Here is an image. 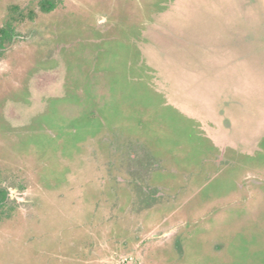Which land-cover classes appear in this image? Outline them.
I'll return each mask as SVG.
<instances>
[{"label": "rangeland", "instance_id": "374dc122", "mask_svg": "<svg viewBox=\"0 0 264 264\" xmlns=\"http://www.w3.org/2000/svg\"><path fill=\"white\" fill-rule=\"evenodd\" d=\"M12 5L0 264H264V0Z\"/></svg>", "mask_w": 264, "mask_h": 264}, {"label": "trees", "instance_id": "16d2710c", "mask_svg": "<svg viewBox=\"0 0 264 264\" xmlns=\"http://www.w3.org/2000/svg\"><path fill=\"white\" fill-rule=\"evenodd\" d=\"M62 2L63 0H38V7L41 12L49 14V13L54 12L56 9H58V7L60 6ZM22 11H23V8L19 7L18 5L11 6V15L6 19L5 25L1 29L0 50L9 48V46L12 44V40L16 38L15 33H14L15 22L18 21L17 16L24 17V14ZM27 16L31 20H34L36 18V14L31 11L27 14ZM134 189L135 187L132 188V190ZM133 192H135V198H136L137 190H134ZM127 194H128V191H127ZM6 196H7L6 190L3 187H0V208H3L5 204Z\"/></svg>", "mask_w": 264, "mask_h": 264}, {"label": "flooded vegetation", "instance_id": "af4514ba", "mask_svg": "<svg viewBox=\"0 0 264 264\" xmlns=\"http://www.w3.org/2000/svg\"><path fill=\"white\" fill-rule=\"evenodd\" d=\"M146 146H147V148H148V150H149L148 145H146ZM146 153H147L148 156H145V158H146L147 160H148L149 158L151 159V149H150L149 151H147ZM152 155H153V154H152ZM155 156H156V158L158 157L157 155H155ZM156 158L153 157V161H154V159H156ZM146 159H145V161H146ZM151 160H152V159H151ZM153 161H152V163H153ZM146 163H148V162L146 161ZM153 164H154V168H155V164H156L155 161H154ZM156 166H157V165H156ZM157 169H159V168L157 167V168H155V169H153V170H151V171H154V170L156 171ZM120 185H124V184L120 183ZM116 188H117V185H116ZM131 188H132V187H131ZM120 189H121V190H123V189L125 190V189H127V188L121 186ZM116 193H117V198H121V197H122V196H121V193L119 194L118 190H117ZM126 193H127V190H125L124 193H122V195H123V194H126ZM124 196H127V195H124ZM133 198H134L135 200H134ZM136 198H137V197H136ZM136 198H135L134 195H132V199H133L134 201H137V200H138V202L142 201V200H140L139 198H137V199H136ZM138 202H135L133 205H136V203H138Z\"/></svg>", "mask_w": 264, "mask_h": 264}]
</instances>
